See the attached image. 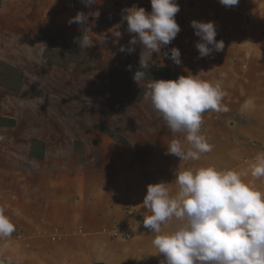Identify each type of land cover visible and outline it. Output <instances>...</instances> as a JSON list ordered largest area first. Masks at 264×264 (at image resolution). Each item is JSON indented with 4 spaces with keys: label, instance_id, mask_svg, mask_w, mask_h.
<instances>
[{
    "label": "rangeland",
    "instance_id": "rangeland-1",
    "mask_svg": "<svg viewBox=\"0 0 264 264\" xmlns=\"http://www.w3.org/2000/svg\"><path fill=\"white\" fill-rule=\"evenodd\" d=\"M240 1L237 8L225 7L219 0H179L181 9L196 10L198 18L205 15L199 22L214 23L215 39L224 43L222 53L200 57L195 47L200 37L189 18L176 15L181 31L159 54H152L141 80L149 84L200 74L199 79L219 83L224 92L221 106L227 110L203 113L200 135L217 151L225 149L223 153L233 157L227 170L251 166L264 153L260 138L264 134V0ZM40 4L49 10L37 15L43 25L39 34H50L54 26L63 34L61 49L49 50V68L30 70L25 76L0 63V212L15 228L9 237L0 238V262L110 263L109 252L121 256L129 245L140 252L132 236L144 229L141 218L149 212L143 207L146 164L138 155L131 157L132 152L143 151L141 119L130 111L134 121L130 125L120 111L121 105L130 107L131 100H145L148 87L131 90V98L126 73L132 79L140 64L127 59V51L120 48L127 49L136 35L127 32L124 10L142 7L150 13L151 3L96 0L85 6L81 0H49ZM80 12L88 17L87 23L69 24ZM85 36L87 48L81 43ZM134 47L133 57L140 59L143 46ZM171 48L180 50V65L164 56L165 52L170 56ZM29 53L43 58L33 46ZM116 56L120 63L114 71ZM111 72L117 80L108 75ZM151 112L155 119L151 135L169 133L166 122ZM98 125L116 133L112 144ZM251 179L247 185L255 187Z\"/></svg>",
    "mask_w": 264,
    "mask_h": 264
},
{
    "label": "clouds",
    "instance_id": "clouds-1",
    "mask_svg": "<svg viewBox=\"0 0 264 264\" xmlns=\"http://www.w3.org/2000/svg\"><path fill=\"white\" fill-rule=\"evenodd\" d=\"M81 2L91 6L96 0ZM150 3V13L142 7L124 10L127 32L136 35L129 41L130 46L127 49L121 46L120 51L131 54L137 43L143 46L140 70L133 76L137 83L145 78L143 69L148 67L152 54H159L181 31L175 19L180 11L176 0H150ZM219 3L233 7L239 0H219ZM87 20L80 12L69 24H85ZM190 26L200 37L195 45L200 57L223 50V41L215 39L217 32L213 22L193 20ZM115 37L120 38L121 33L116 31ZM81 43L89 47L86 36ZM180 55L178 48H171L170 56L164 53L176 65L181 64ZM199 75L152 80L144 93L145 100H150L172 133H186L190 149L185 150L179 140L167 146V154L185 161L198 160L201 154L212 150L200 135L202 114L227 110L221 106L224 92L219 83L214 85L199 79ZM251 175L264 177V153L256 157ZM175 183L178 191L174 196L167 184L161 182L148 185L143 200V207L151 213L144 217L143 226L156 233L152 243L164 256L162 264H264V192L244 183L240 173L218 171L211 166L184 170L176 175ZM172 220L178 222L176 227L164 233L162 227ZM14 230L9 218L0 212V238L9 237Z\"/></svg>",
    "mask_w": 264,
    "mask_h": 264
},
{
    "label": "crops",
    "instance_id": "crops-1",
    "mask_svg": "<svg viewBox=\"0 0 264 264\" xmlns=\"http://www.w3.org/2000/svg\"><path fill=\"white\" fill-rule=\"evenodd\" d=\"M41 1L49 2V0H0V62L6 66L16 69L25 76L30 75V70H32V72H35L38 70H42L45 67L46 69L49 68V64H48V60L50 56L49 50L57 52L62 47L63 34L61 33L62 28H60L59 26L51 27L50 34L47 33V31L44 34L43 32L39 34V32H41L43 25L39 24V19L42 17L40 16L39 19L37 20V15H42V14L46 15L49 10V8L44 9V7L41 6L40 4ZM242 1H240V3ZM176 2L179 5V0H176ZM179 7H180L179 14L176 15L181 14L182 17H187V19L189 18L188 20L190 21V24L191 21L193 20L198 22L199 20L201 21V18L205 16L204 14L200 13L201 15H199L198 18V16L196 15V13L198 12L196 10L190 9L186 11V9L185 10L181 9V5ZM48 18L49 16H47L45 23L49 22ZM67 39H70L68 35H67ZM217 41H221V40L218 39ZM31 46H33L34 49L40 51L43 54L42 59L39 60L37 57L29 53V48H31ZM134 52L136 53V51ZM215 52L216 51H213V53ZM135 53L133 52L131 54H129L128 52L125 53V55H128L126 58L140 61L139 58L133 57L135 56L134 55ZM111 60H113V58ZM118 63H120V60L118 56H116L114 63L115 64L114 71L118 69ZM113 72H111L110 74L108 73V75L111 76V78L113 77L114 79H116L115 78L116 75H114L115 73L112 74ZM124 83L125 81L123 82V84ZM147 83L148 82L145 83L144 81H140L137 83L134 81L133 78L132 79L128 78L126 73L125 84L129 86L128 91L130 95H131V90H136V88L146 89L148 86ZM101 84L102 83H100V85ZM101 86H98L97 89L101 90ZM23 88L24 86L21 84V90H23ZM121 106L123 107L120 109L122 113V118L124 120L125 119L128 120L129 121L128 124L131 125L134 123L133 119L130 116L131 115L130 111L135 110L138 114V116L137 115L135 116L141 119L140 120L141 130L142 133H144V138H145V139L143 138V140L140 142V146L143 148L141 150L143 151L140 154H133L132 152L131 157L138 155L141 160L143 158L142 162L146 164L147 169L145 172L147 178L143 177V184H142V187L146 189V192L148 185L163 182L167 184L166 186L169 188L170 194L174 196L178 191V185L175 183L176 175L178 173L184 170L195 171L201 167H209V166L214 167L218 171H225L227 170L228 167L227 164L231 165L232 163H234L233 157H231L229 154L228 156L223 153L225 149L223 151H220L221 149H219L218 152L213 145H212L213 152L210 151L201 154L200 159L198 160L185 161V160H181L175 155L167 154V146L173 140H179L182 143L185 150L191 148V145L186 140V134L183 135L182 132L172 133L171 131L169 133L164 132L163 134V132L160 131L159 133L158 131L157 132L158 137L155 138L154 135H151V134H155L154 131L155 129L152 128V124L155 119H151L149 116L150 113H152L151 111H155L151 105V102L148 103L145 102V100H140L139 102L131 100L130 104L128 105L130 107L123 105ZM138 111L140 112V114L138 113ZM257 115H258V111H257ZM156 117L158 118V115ZM105 135L108 138L107 139L108 142L112 144L114 139L108 136L107 134ZM180 135L184 136V142L181 141L182 138L179 139ZM260 135H261L260 138L263 139L264 134L262 133ZM160 136H164V137L161 139ZM166 136H168L169 138H167ZM164 139L165 141L162 142ZM209 144L211 145L210 142ZM120 145L122 144H118L119 149L122 148ZM112 149L113 148H111V150ZM114 149L116 150V147ZM104 152L108 154V152L106 151ZM126 154L130 155V153H126ZM128 158H130V156H128ZM254 164L255 162L251 166L239 164L240 166L233 171L240 173L243 182L247 184L248 179L253 177L251 175V168ZM253 178L254 179H251V181L252 182L254 181L253 183L255 184V187L252 188L264 192V177L261 178L253 177ZM150 214H151L150 212L145 213L141 218L142 221L145 216ZM177 223L178 222L175 220L169 221L167 224H165L162 227V231L164 233L171 232L172 230H174ZM133 234L134 236L132 237H136L134 242L135 244L137 243V245L135 246L140 248V252L138 251L136 253L133 247L134 245L133 246L129 245L127 246V250L124 251L123 255L121 256L115 257L114 255H112L111 252H109L110 256L113 258L115 262H113V260L109 256H107L108 259H110V263H101V264H162V262L164 261V256L163 254L158 253V250L153 246L152 243L156 233L151 232L149 229L144 227L143 230L141 229V231L139 232L137 231L136 235L135 233ZM139 242L141 243L140 246L138 245ZM95 255L98 256V254ZM122 257H125V260H123ZM0 263L4 264L3 262ZM94 264H100V263H94Z\"/></svg>",
    "mask_w": 264,
    "mask_h": 264
},
{
    "label": "trees",
    "instance_id": "trees-1",
    "mask_svg": "<svg viewBox=\"0 0 264 264\" xmlns=\"http://www.w3.org/2000/svg\"><path fill=\"white\" fill-rule=\"evenodd\" d=\"M72 1H78V0H72ZM1 63V62H0ZM99 130L103 131L104 133H106L108 136H110L111 138L114 139L115 135L111 132H109L108 130L104 129L101 126H97Z\"/></svg>",
    "mask_w": 264,
    "mask_h": 264
},
{
    "label": "water",
    "instance_id": "water-1",
    "mask_svg": "<svg viewBox=\"0 0 264 264\" xmlns=\"http://www.w3.org/2000/svg\"><path fill=\"white\" fill-rule=\"evenodd\" d=\"M0 264H2V263H0Z\"/></svg>",
    "mask_w": 264,
    "mask_h": 264
}]
</instances>
